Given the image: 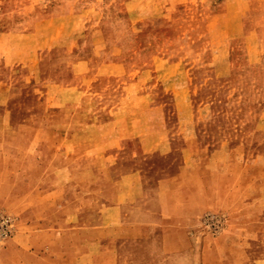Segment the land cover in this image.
Segmentation results:
<instances>
[{"label":"rangeland","instance_id":"rangeland-1","mask_svg":"<svg viewBox=\"0 0 264 264\" xmlns=\"http://www.w3.org/2000/svg\"><path fill=\"white\" fill-rule=\"evenodd\" d=\"M263 114L264 0H0V264H264Z\"/></svg>","mask_w":264,"mask_h":264},{"label":"crops","instance_id":"crops-1","mask_svg":"<svg viewBox=\"0 0 264 264\" xmlns=\"http://www.w3.org/2000/svg\"><path fill=\"white\" fill-rule=\"evenodd\" d=\"M254 123L255 124L252 126V134L264 135V114L262 115L260 120ZM235 141V143L229 140L222 141L219 146H213L212 144H204V146H201L204 147V149L211 150L209 157H207L203 163V174L205 176L207 175V179L209 181L212 180V169L216 170L214 172L215 174H220L217 179L222 182H233L240 179V177L236 174H239L238 172H240L241 165L244 163L245 160V157L242 154V151L244 152L245 150V143H242L239 139ZM191 145L192 144L189 143V145L184 148L185 162L180 166L179 172L176 175L167 174L161 179H159L158 184H156L157 189L161 191L167 189L171 190L173 188H176L175 183L181 181L182 179V182L187 181L186 184H183V186H181V189H186V195L190 193L196 195L195 188L197 173L201 176V170L197 172V167H200L201 160L196 156L194 152H192L193 147ZM248 145L251 149L256 151V155H253V158L249 159L251 160V163L255 164L256 162L264 164V141L260 142L258 140L253 139L251 143H248ZM154 150L162 156H167L174 153L175 146L173 145L171 139L168 137L162 140L161 143H158L156 147L153 145L151 150L149 151L151 153H154ZM124 180L126 182L127 187L130 188V197L132 195H139L138 198H141L142 195H144L141 193L145 191L147 185L145 184L146 178H144L141 174H129L124 177ZM136 192L139 194H136Z\"/></svg>","mask_w":264,"mask_h":264}]
</instances>
